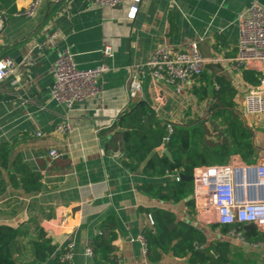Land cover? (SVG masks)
<instances>
[{
    "label": "crops",
    "instance_id": "0c3cea01",
    "mask_svg": "<svg viewBox=\"0 0 264 264\" xmlns=\"http://www.w3.org/2000/svg\"><path fill=\"white\" fill-rule=\"evenodd\" d=\"M30 1L0 0L6 12L0 29V59H13L14 52L22 57L20 63L13 59L15 72L0 82V144L12 146L11 157L20 155L42 176L43 184L39 193L28 195L13 187L8 172L0 168V223L23 224L25 232L17 241V264H42L32 248L39 229L59 251L73 243L74 264H96L85 252L108 225L115 233V264H185L172 254L157 263L149 260L140 240L143 230L153 226L146 211L171 210L209 240L213 239L210 231L220 233L218 226L198 222L195 208L190 213L184 201L164 202L139 190L143 183H161L168 177L148 178L141 170L127 169L121 152L105 150L109 129L135 102L127 90L131 70L138 73L142 85L140 101L160 121L204 125L215 141L219 131H210L209 101H199L193 92L199 79L178 93L173 85L153 79L147 62L159 47L189 51L194 43L208 60L204 72L225 76L238 91L240 108L244 92L252 86L243 81L244 70L236 71L232 62L238 48V16L252 0H140L134 18H128L133 0L103 8L96 7L95 0H43L36 17L20 16ZM257 1L264 5V0ZM107 46L112 48L110 57L103 52ZM65 49L73 53L81 69L107 67L98 78L99 96L71 107L57 103L51 95L52 70ZM68 122L75 124L72 132L57 131ZM249 124L258 160L264 162L260 143L264 118L252 117ZM258 127L263 129L261 136ZM52 149L59 153L55 160L48 157Z\"/></svg>",
    "mask_w": 264,
    "mask_h": 264
},
{
    "label": "trees",
    "instance_id": "16d2710c",
    "mask_svg": "<svg viewBox=\"0 0 264 264\" xmlns=\"http://www.w3.org/2000/svg\"><path fill=\"white\" fill-rule=\"evenodd\" d=\"M242 78L252 87L259 84L257 72L244 70ZM194 95L199 101H209L211 117L220 120L223 130L217 132L213 141L204 125L190 127L172 124L166 148L173 162L161 151L163 139L167 136V123L160 121L143 101H135L110 127V136L105 145L106 151L121 152L122 163L130 171L141 170L148 178L168 177L164 182L143 183L139 190L164 202L184 201L190 213L194 212L193 184L187 180L195 168L206 165H226L232 157H238L244 164L258 161L254 133L246 126L237 113V89L223 75H209L203 72ZM148 123H145V119ZM12 146L0 144V168L8 172L13 187L24 193L37 194L42 190V176L34 172L20 155L11 157ZM176 174L182 175L176 180ZM173 175L174 178L171 179ZM153 219L152 228L142 232L145 239L147 257L153 263L169 254L184 259L185 264H232V245L222 239L209 240L206 234L186 222L179 221L176 214L165 208H151L146 211ZM175 227H171V225ZM23 224L0 223V264H17V241L25 235ZM221 234L235 228L241 231L249 243L264 242V233L255 228L245 231L244 227L217 225ZM91 247L96 264H115L116 248L112 225L102 227ZM35 259L48 264H65L61 260L64 251H59L46 233L39 229L38 239L32 242Z\"/></svg>",
    "mask_w": 264,
    "mask_h": 264
},
{
    "label": "built area",
    "instance_id": "2783aa9c",
    "mask_svg": "<svg viewBox=\"0 0 264 264\" xmlns=\"http://www.w3.org/2000/svg\"><path fill=\"white\" fill-rule=\"evenodd\" d=\"M43 3V0H31L19 15L34 18ZM120 3L121 0L94 1L98 8L116 7ZM133 3L128 18H134L140 0H133ZM5 18L6 12L0 7V29L1 22ZM238 36L237 55L232 62V68L238 72L251 70L260 75L258 86L248 88L244 92L243 104L237 108L239 117L249 127V120L252 117L264 118V5L257 0H252L249 6L239 14ZM103 52L108 57L112 56L110 46L105 47ZM207 63L208 60L204 59L196 45L191 43L189 51H171L165 46L159 47L147 62V68L153 79L173 85L175 91L182 93L204 72ZM16 68L17 64L13 59H0V82L13 74ZM106 71L105 65L81 69L76 65L73 53L69 49L63 50L52 70L54 77L51 85L52 99L59 104L71 107L75 103L96 98L100 94L98 78ZM128 74V96L131 101L140 100L143 90L139 75L131 70ZM74 127V123L68 122L59 125L57 131L63 134L70 133ZM172 132V124L168 123L167 136L161 145L162 152L167 149L166 144ZM48 157L55 160L59 157V153L52 149ZM237 160L233 158L226 165H206L194 169L191 182L195 219L204 225L233 226L239 224L245 227L253 224L255 229L264 233V199L260 198L264 187V162L258 160L255 164L246 165ZM179 179L180 177L177 176L176 180ZM237 179L240 183H237ZM149 220L153 225L151 216ZM224 237L259 249L264 257V242L249 243L244 234L235 228L225 233ZM140 240L145 243L144 237ZM73 247V243L66 245L61 258L65 264H74ZM85 255L93 257L91 246L86 249Z\"/></svg>",
    "mask_w": 264,
    "mask_h": 264
},
{
    "label": "rangeland",
    "instance_id": "374dc122",
    "mask_svg": "<svg viewBox=\"0 0 264 264\" xmlns=\"http://www.w3.org/2000/svg\"><path fill=\"white\" fill-rule=\"evenodd\" d=\"M208 123H209L210 131H212L213 133H215L216 131H222L223 130V125L219 120L213 119L211 121H208ZM253 127H255V126H253ZM253 127H252V129H253ZM262 130L263 129L260 127H258V129L256 130L260 134V136L263 133ZM257 132H256V134H257ZM260 143H261V146L262 145L264 146V140H260ZM263 149H264V147H263ZM262 155H264V152L262 153ZM234 158H237L238 159L237 161L239 163H243L238 157H234ZM209 234H210V237L213 239H224V240L230 241V243L232 245V250H233V253L230 256L232 264H258L259 262L264 264V260L262 259V257L257 254V252H259L261 250L254 249L250 245H247V246L242 245L239 241H236L235 239L230 240L227 237H224V235H221L219 232L217 233L216 231L214 233L210 231Z\"/></svg>",
    "mask_w": 264,
    "mask_h": 264
},
{
    "label": "water",
    "instance_id": "95a60500",
    "mask_svg": "<svg viewBox=\"0 0 264 264\" xmlns=\"http://www.w3.org/2000/svg\"><path fill=\"white\" fill-rule=\"evenodd\" d=\"M11 57H12L13 59H15V61H16L17 63H20V62L22 61V57L18 55V52H14V53L11 55ZM144 121H145L146 124L148 123V119H147V118H146ZM163 153H164V155L169 159V161L173 162V157H172V155H171V153H170V151H169L168 149H166ZM256 154H257V155L259 154V150H258V149H256ZM179 177L183 178L182 175H179ZM187 180L191 181V180H192V177H191V176L188 177ZM237 183H240L239 179H237ZM260 198H261V199H264V187H263L262 190H261ZM171 227H175V225L173 224V225H171ZM252 228H255V225L250 224V225H247V226L244 227L245 231H248V230H250V229H252ZM258 264H262V263L259 262Z\"/></svg>",
    "mask_w": 264,
    "mask_h": 264
}]
</instances>
